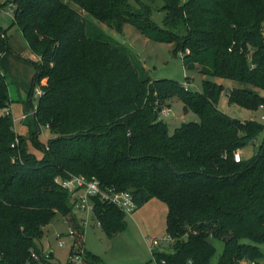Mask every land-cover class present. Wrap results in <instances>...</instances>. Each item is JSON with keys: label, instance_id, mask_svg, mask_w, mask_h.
Wrapping results in <instances>:
<instances>
[{"label": "trees", "instance_id": "trees-1", "mask_svg": "<svg viewBox=\"0 0 264 264\" xmlns=\"http://www.w3.org/2000/svg\"><path fill=\"white\" fill-rule=\"evenodd\" d=\"M70 1L117 31L129 23L152 40L173 42L185 68L198 64L203 74L264 91V0H161L162 26L151 19L157 0ZM12 2V19L39 58L34 80H42V94L32 119L52 136L40 157L27 149L2 112L9 97L0 72V264H39L37 240L57 212L76 231L69 254L80 247L73 203L54 182L72 174L96 178L102 189L129 190L135 208L161 199L174 239L170 250L154 253L165 264H212V238L223 241L215 264H264L257 245L264 243V136L252 156H234L263 124L218 110L222 84L215 81L202 79L201 91L193 93L187 76L184 84L140 75L122 47L89 35L82 15L63 0ZM7 48L0 33V54ZM171 95L199 120L169 133L158 110ZM228 99L264 109V95L251 88H231ZM92 201L106 234L125 228L116 205L98 195ZM82 254L84 264L96 258L84 248Z\"/></svg>", "mask_w": 264, "mask_h": 264}, {"label": "rangeland", "instance_id": "rangeland-1", "mask_svg": "<svg viewBox=\"0 0 264 264\" xmlns=\"http://www.w3.org/2000/svg\"><path fill=\"white\" fill-rule=\"evenodd\" d=\"M63 1L82 15L89 35L99 33L102 39L122 47L137 67L140 75L150 78L168 77L180 83H184L185 76H187L188 82L185 86L193 93L201 91V82L204 78L220 83L222 88L215 101V107L218 110L240 120H256L264 126V118H261L262 115L264 116L262 107L248 108L228 99V92L234 87L251 88L264 95V91L261 89L229 78L203 74L199 71L198 64L191 68H185L182 62L183 52L174 50L173 42L152 40L129 23H124L122 29L117 31L112 25L99 21L86 13L74 2ZM9 2L12 0H0V32L8 45L7 50L0 56V69L6 77L9 97V103L2 112L6 110L11 112L15 134L24 138L25 145L31 153L40 157L51 134L45 125H40L37 128L30 114L31 107L38 102L35 86L42 81L34 80L36 63L39 62V58L30 50L26 39L14 23L8 6ZM161 4V0L153 3L154 8L151 13V19L159 26H162L164 15L163 11L159 9ZM161 108H165L167 112L159 113L158 116L167 124L169 133H172L174 128L182 122L199 120V116L194 111L184 110L183 102L177 95L169 96ZM22 113H29V120L18 119ZM35 129V134L30 137ZM263 136L264 130L253 142H249L241 149V157L248 158L256 153ZM71 208V214L76 218L78 226L83 232V243H80V248L96 255L90 264H157L152 258V253L148 250L145 238L161 239L167 236V208L161 199L149 198L130 214H125V228L112 235H108L102 230L91 211L82 212L74 204ZM85 217L86 223L80 224L79 219ZM69 228L70 225L65 216L58 212L52 216L43 227L42 237L37 240V245L43 253V260L39 264H65L67 262L73 242L72 236L67 234ZM72 229L75 236L76 231L74 228ZM211 241L215 247L212 264H215L222 252L223 241L219 238H212ZM242 241L250 242L248 239H242ZM257 245L263 253L264 261V243ZM168 250H170L169 245L165 243L159 244L155 249L159 252ZM49 252L52 254L49 255Z\"/></svg>", "mask_w": 264, "mask_h": 264}, {"label": "built area", "instance_id": "built-area-1", "mask_svg": "<svg viewBox=\"0 0 264 264\" xmlns=\"http://www.w3.org/2000/svg\"><path fill=\"white\" fill-rule=\"evenodd\" d=\"M8 6L11 10H13L14 3L9 2ZM35 94L39 96L42 94V90L39 85L35 86ZM262 107V105H260ZM36 105L31 107L30 114L33 116L35 112ZM165 108H160L158 110V114L166 113ZM5 113L11 115L9 110H6ZM29 116V113H22L18 119H24ZM261 118L263 119L264 116L262 115ZM14 121V119H12ZM18 143V138L15 136L14 141L11 143V146H14ZM234 156L236 159L241 158L240 149H236L234 151ZM54 182L57 183L59 186L67 190L69 193L70 201L78 207L79 210L82 212L91 211L93 213V201L92 197L94 195H98L102 200L110 202L116 205L120 210H122L125 214H130L136 207L135 201L133 199L132 193L129 190H118L113 187H108L106 189H102L99 185V182L96 178H86L83 175L72 174L68 177H54ZM79 223H86V217L80 218ZM97 224L99 225L98 221ZM72 238L74 237V231L70 227L68 233ZM173 237L167 234L166 237L161 239L157 238H145V242L147 244L148 250L152 253V258L156 261L157 264H165V259L155 257V249L161 243H165L170 245L173 242ZM60 244H63L60 242ZM83 249L80 248L77 244L74 245L72 252L68 256V261L71 264H80L83 262L82 254ZM34 258H37L35 253H32ZM84 263V262H83Z\"/></svg>", "mask_w": 264, "mask_h": 264}, {"label": "crops", "instance_id": "crops-1", "mask_svg": "<svg viewBox=\"0 0 264 264\" xmlns=\"http://www.w3.org/2000/svg\"><path fill=\"white\" fill-rule=\"evenodd\" d=\"M19 29V28H18ZM20 30V29H19ZM21 32V31H20ZM1 33V32H0ZM2 34V33H1ZM3 35V34H2ZM5 52V51H4ZM4 52H2L1 54H0V56L4 53ZM38 57V56H37ZM0 72L2 73V75L5 77V75H4V73L2 72V70L0 69ZM5 80H6V77H5ZM7 82V81H6ZM184 84H185V82H184ZM21 120H29L28 119V117H26V118H24V119H21ZM29 122V121H28ZM51 134V133H50ZM51 136H52V134H51ZM240 153H241V149H240ZM51 254H52V252H51Z\"/></svg>", "mask_w": 264, "mask_h": 264}, {"label": "water", "instance_id": "water-1", "mask_svg": "<svg viewBox=\"0 0 264 264\" xmlns=\"http://www.w3.org/2000/svg\"><path fill=\"white\" fill-rule=\"evenodd\" d=\"M49 254H51V252H49Z\"/></svg>", "mask_w": 264, "mask_h": 264}]
</instances>
